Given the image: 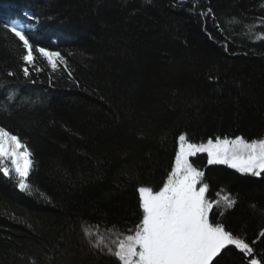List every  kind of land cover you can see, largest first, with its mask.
Listing matches in <instances>:
<instances>
[{
	"label": "trees",
	"instance_id": "obj_1",
	"mask_svg": "<svg viewBox=\"0 0 264 264\" xmlns=\"http://www.w3.org/2000/svg\"><path fill=\"white\" fill-rule=\"evenodd\" d=\"M15 19L33 27L24 33L43 71L21 59ZM36 47L67 65L53 71ZM0 126L34 162L31 193L0 173V264H119L84 229L130 234L142 219L138 187L163 186L181 133L264 138V0H0ZM200 164L208 197L237 201L211 219L257 239L264 174ZM217 260L247 264L234 246Z\"/></svg>",
	"mask_w": 264,
	"mask_h": 264
},
{
	"label": "snow or ice",
	"instance_id": "obj_2",
	"mask_svg": "<svg viewBox=\"0 0 264 264\" xmlns=\"http://www.w3.org/2000/svg\"><path fill=\"white\" fill-rule=\"evenodd\" d=\"M11 31L26 50L21 56L25 65L33 66L36 72L43 71L35 66L34 46L15 21ZM35 52L53 71L59 65H67L59 51L36 47ZM8 75L15 73L8 72ZM23 75L30 77L28 66L23 68ZM198 153L207 154L208 165H227L256 177L264 174V138L249 141L243 136L216 137L215 140L209 138L206 143H194L181 133L174 165L163 186L156 191L151 186L138 187L142 209L140 222L128 230L130 234L120 232L115 225L106 230L111 233L107 236L100 234L98 229L85 228L90 246L102 253L106 250V254L117 258L119 264H219L217 258L229 246L242 253L247 264H264V256L259 259L254 256V245L264 237V230L258 233L257 239L247 242L243 235L227 229L222 220L210 219L214 207L230 209L237 201L230 194H222L223 190L216 193V199L208 197L209 183L205 182V172L189 159ZM32 156V151L18 134L0 126V173L14 179L21 192L32 191L28 181L34 166ZM219 214L223 216V210Z\"/></svg>",
	"mask_w": 264,
	"mask_h": 264
},
{
	"label": "rangeland",
	"instance_id": "obj_3",
	"mask_svg": "<svg viewBox=\"0 0 264 264\" xmlns=\"http://www.w3.org/2000/svg\"><path fill=\"white\" fill-rule=\"evenodd\" d=\"M203 143H206V142H203ZM190 159V161L193 163V165L195 166V167H197V168H199V169H201L200 168V166L199 165H201L200 164V161L202 160V161H206L207 162V154L206 153H198L195 157H190L189 158ZM204 164H205V162H204ZM227 166V165H226ZM228 167V166H227ZM235 170V169H234ZM159 190V189H158ZM207 195H208V193H207ZM210 219H211V214H210Z\"/></svg>",
	"mask_w": 264,
	"mask_h": 264
}]
</instances>
